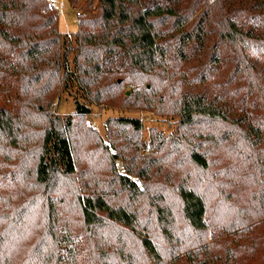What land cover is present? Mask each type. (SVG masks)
Wrapping results in <instances>:
<instances>
[{
	"label": "trees",
	"instance_id": "obj_1",
	"mask_svg": "<svg viewBox=\"0 0 264 264\" xmlns=\"http://www.w3.org/2000/svg\"><path fill=\"white\" fill-rule=\"evenodd\" d=\"M94 8L79 16L69 69L58 9L0 0V97L14 79L20 104L17 116L0 108V264H264V34L239 25L264 26V0ZM69 83L85 104L174 115L177 133L144 142L140 120L119 118L104 139L87 105L53 114ZM95 197L146 237L101 215Z\"/></svg>",
	"mask_w": 264,
	"mask_h": 264
},
{
	"label": "rangeland",
	"instance_id": "obj_2",
	"mask_svg": "<svg viewBox=\"0 0 264 264\" xmlns=\"http://www.w3.org/2000/svg\"><path fill=\"white\" fill-rule=\"evenodd\" d=\"M88 0H80V5L77 9H73L68 0H49L59 11V30L62 33L64 41V53L67 54V61L69 69L73 68V62L76 55V39L75 34L80 29L79 16L81 15L89 16L93 11H86L84 5ZM262 12V11H260ZM241 28L245 30H252L258 34H264V26L255 21L254 16H251L248 23L239 22ZM182 71L187 72L186 68H183ZM187 82H182L180 84L182 89L197 91L198 88L188 85ZM2 95L0 97V108H5L11 111L14 115H18L20 110V104L18 103V91L19 85L14 79H9L3 83ZM147 89L152 90V86L147 84ZM125 95L131 94L130 87L126 88L124 91ZM77 102L81 103L80 105H87L91 109V113L87 117V122L93 128L94 131L99 133L104 139L107 137V122L111 119L119 118H132L140 120L143 123V133L142 140L145 142H150L151 133L153 130L158 133L169 136L176 135L177 128L179 124V119L174 115L160 114L156 110L148 111L144 108H135L133 105L127 107L114 106L110 104H85V99L82 97L80 92L77 89L76 85L69 83L58 100L52 106V112L55 116L67 118L75 115ZM127 107V108H126ZM78 157V167L79 169L84 168L85 162L82 158V152L79 149ZM121 170V163H119ZM264 180V176H263ZM97 211L105 216L110 217L111 220H115L121 227L130 231L132 234L140 237H146V232L136 225L133 219L126 211L117 210L115 208H108L105 206L98 197L94 198ZM53 220L65 228L68 224V217L64 213L55 215ZM223 239V238H220ZM211 243V241L209 242ZM149 256L151 260L155 263L158 261V258L153 254L152 249L149 247Z\"/></svg>",
	"mask_w": 264,
	"mask_h": 264
},
{
	"label": "built area",
	"instance_id": "obj_3",
	"mask_svg": "<svg viewBox=\"0 0 264 264\" xmlns=\"http://www.w3.org/2000/svg\"><path fill=\"white\" fill-rule=\"evenodd\" d=\"M78 16H81V13H78Z\"/></svg>",
	"mask_w": 264,
	"mask_h": 264
}]
</instances>
